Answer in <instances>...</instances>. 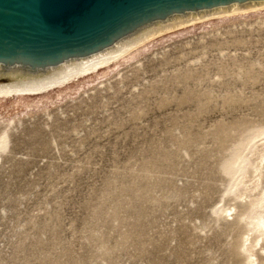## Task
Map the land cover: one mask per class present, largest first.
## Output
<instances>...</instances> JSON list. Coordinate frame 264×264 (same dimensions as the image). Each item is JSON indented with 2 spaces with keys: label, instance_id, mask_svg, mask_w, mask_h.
I'll return each instance as SVG.
<instances>
[{
  "label": "rangeland",
  "instance_id": "1",
  "mask_svg": "<svg viewBox=\"0 0 264 264\" xmlns=\"http://www.w3.org/2000/svg\"><path fill=\"white\" fill-rule=\"evenodd\" d=\"M70 80L0 97V264H242L236 218L264 190V10Z\"/></svg>",
  "mask_w": 264,
  "mask_h": 264
},
{
  "label": "water",
  "instance_id": "2",
  "mask_svg": "<svg viewBox=\"0 0 264 264\" xmlns=\"http://www.w3.org/2000/svg\"><path fill=\"white\" fill-rule=\"evenodd\" d=\"M264 0H0V64L54 65L190 11Z\"/></svg>",
  "mask_w": 264,
  "mask_h": 264
},
{
  "label": "bare ground",
  "instance_id": "3",
  "mask_svg": "<svg viewBox=\"0 0 264 264\" xmlns=\"http://www.w3.org/2000/svg\"><path fill=\"white\" fill-rule=\"evenodd\" d=\"M259 10H264V1H246L217 8L171 14L143 24L89 55L69 58L57 64L45 66H32L24 62L0 64V97L12 93L20 94V96L39 94L48 88L64 84L72 78L94 73L163 34L208 19ZM261 161L262 156L259 163L252 168L254 177L252 182L249 181L253 185L252 191L259 188L264 177ZM252 198L248 199L245 211L236 218L238 223L244 224V232L237 246L238 253L243 256L242 264L257 262V246H260L259 252H264V190L257 197Z\"/></svg>",
  "mask_w": 264,
  "mask_h": 264
}]
</instances>
